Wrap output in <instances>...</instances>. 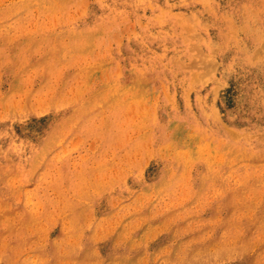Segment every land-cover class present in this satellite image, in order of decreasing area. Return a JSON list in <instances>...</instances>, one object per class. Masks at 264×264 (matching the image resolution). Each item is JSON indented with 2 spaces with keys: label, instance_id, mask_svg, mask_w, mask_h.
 Instances as JSON below:
<instances>
[{
  "label": "rangeland",
  "instance_id": "obj_1",
  "mask_svg": "<svg viewBox=\"0 0 264 264\" xmlns=\"http://www.w3.org/2000/svg\"><path fill=\"white\" fill-rule=\"evenodd\" d=\"M0 264H264V0H0Z\"/></svg>",
  "mask_w": 264,
  "mask_h": 264
}]
</instances>
